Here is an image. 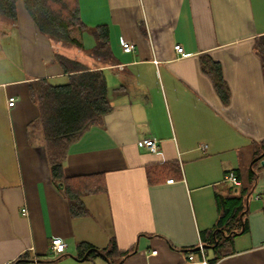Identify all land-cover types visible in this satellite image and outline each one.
Segmentation results:
<instances>
[{
  "label": "crops",
  "instance_id": "0c3cea01",
  "mask_svg": "<svg viewBox=\"0 0 264 264\" xmlns=\"http://www.w3.org/2000/svg\"><path fill=\"white\" fill-rule=\"evenodd\" d=\"M79 7L89 28L82 50L54 45L22 1L15 24L0 17V264H264V158L246 201L247 231L215 263L218 254L204 243L220 218L217 197L231 194L225 175L238 172L240 187L262 157L264 73L254 44L264 35V0H79ZM99 26L108 28L112 63L89 54ZM125 42L134 52H124ZM56 50L103 70L108 82L110 112L69 148L64 165L66 177L105 175L106 191L84 197L82 217L53 182L45 141L31 127L39 110L29 83L67 81ZM203 59L220 65L228 103ZM148 138L158 152L142 144ZM169 162L179 173L149 184L147 170ZM57 240L67 244L61 255L52 251Z\"/></svg>",
  "mask_w": 264,
  "mask_h": 264
},
{
  "label": "trees",
  "instance_id": "16d2710c",
  "mask_svg": "<svg viewBox=\"0 0 264 264\" xmlns=\"http://www.w3.org/2000/svg\"><path fill=\"white\" fill-rule=\"evenodd\" d=\"M19 1L24 3L41 33L54 45L67 49L84 48L83 36L89 32V28L81 19L79 0H0V17L10 24H15L16 4ZM92 33L96 45L91 49L90 56L103 63L114 62L108 28L99 26L93 29ZM1 34L3 32L0 31V36ZM254 49L264 73V35L256 38ZM54 62L67 75V81L63 84H54L47 79H37L29 83L30 97L39 110V117L31 127L38 128L45 141L53 182L64 187L73 217H82L88 213L83 198L106 191L105 175L66 177L64 165L69 148L87 130L102 123L103 117L110 112L108 82L103 70L92 68L57 50L54 53ZM202 68L211 78L224 103H228L230 90L223 78L220 65L213 60L203 59ZM260 145L263 151L259 152V156L262 157L254 162L250 175L243 180V185L237 187L229 182L231 194L227 197H217L220 218L216 228L210 232V237L204 239L206 250L218 254L212 263L230 254L231 251H225L224 246L233 237L248 229L247 220L244 218L246 201L252 196L257 181L256 165L264 158V142ZM178 173V165L169 162L153 169L149 168L147 178L149 184L156 185ZM229 173H233L238 181H242L238 172L227 174ZM81 246L86 250H93L89 246ZM98 254L102 255L100 252ZM23 259H26V256H23Z\"/></svg>",
  "mask_w": 264,
  "mask_h": 264
},
{
  "label": "built area",
  "instance_id": "2783aa9c",
  "mask_svg": "<svg viewBox=\"0 0 264 264\" xmlns=\"http://www.w3.org/2000/svg\"><path fill=\"white\" fill-rule=\"evenodd\" d=\"M123 50L125 53H132L134 52V46L132 45V43L130 42H125L123 44ZM175 50L177 51V53H182L183 54V48L180 46V45H177L175 46ZM15 98H11L9 100V106L13 107L15 105ZM142 144L150 151V152H153V153H156L159 151V146L156 142V140H153V139H144L142 141ZM225 181H228L234 185H238L239 184V181L237 180V178L235 177V175L233 173H229L227 175H225ZM173 180H170L169 183H172ZM27 212L26 210H23V215H26ZM264 247V242H263V245ZM67 249V244L65 242H61V241H54L53 243V246H52V251L53 253H55L56 255H61L63 253H65ZM202 249V247H201ZM190 261H193V256H191L190 258ZM204 264H207L205 261H204Z\"/></svg>",
  "mask_w": 264,
  "mask_h": 264
},
{
  "label": "water",
  "instance_id": "95a60500",
  "mask_svg": "<svg viewBox=\"0 0 264 264\" xmlns=\"http://www.w3.org/2000/svg\"><path fill=\"white\" fill-rule=\"evenodd\" d=\"M259 160V159H258ZM264 164V162L262 161V165Z\"/></svg>",
  "mask_w": 264,
  "mask_h": 264
},
{
  "label": "rangeland",
  "instance_id": "374dc122",
  "mask_svg": "<svg viewBox=\"0 0 264 264\" xmlns=\"http://www.w3.org/2000/svg\"><path fill=\"white\" fill-rule=\"evenodd\" d=\"M88 53V51H86ZM84 199V198H83Z\"/></svg>",
  "mask_w": 264,
  "mask_h": 264
}]
</instances>
